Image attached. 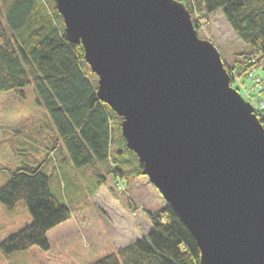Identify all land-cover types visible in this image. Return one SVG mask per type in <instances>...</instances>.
I'll list each match as a JSON object with an SVG mask.
<instances>
[{"label": "water", "instance_id": "obj_1", "mask_svg": "<svg viewBox=\"0 0 264 264\" xmlns=\"http://www.w3.org/2000/svg\"><path fill=\"white\" fill-rule=\"evenodd\" d=\"M200 264H264V126L176 0H53Z\"/></svg>", "mask_w": 264, "mask_h": 264}, {"label": "trees", "instance_id": "obj_2", "mask_svg": "<svg viewBox=\"0 0 264 264\" xmlns=\"http://www.w3.org/2000/svg\"><path fill=\"white\" fill-rule=\"evenodd\" d=\"M176 1L195 18L194 27L197 18L222 14L233 33L250 47L233 69L224 63L230 79L236 74L242 84L251 72L257 96L264 94V0ZM258 66L260 74L255 75ZM96 80L83 46L65 38L53 0H0V91H16L24 97V89L32 86L55 133L43 147L45 156L39 163L31 165L30 160L31 164L8 169L9 178L0 186V203L6 209L13 210L22 201L31 215L28 225L0 241L3 253L32 246L49 249L48 232L70 219L73 210L51 192L45 172L57 156L63 154L83 172L101 165L109 175L125 176L128 182L141 175L140 163L121 135V117L97 97ZM248 97L259 107L256 115L264 126V99ZM14 144L13 150L23 148L21 141ZM126 152L135 161H118ZM93 175L96 191L106 178ZM148 216L151 230L145 236L89 264H200L195 239L167 203Z\"/></svg>", "mask_w": 264, "mask_h": 264}, {"label": "rangeland", "instance_id": "obj_3", "mask_svg": "<svg viewBox=\"0 0 264 264\" xmlns=\"http://www.w3.org/2000/svg\"><path fill=\"white\" fill-rule=\"evenodd\" d=\"M197 19L198 37L212 42L224 63L233 69L242 52L250 49L249 45L233 33L221 13L212 14L208 20ZM191 20L195 18L191 16ZM254 74H260V66ZM232 77L231 81L240 83L239 76ZM239 83L235 88L252 107L250 94L256 100L264 99V94L257 96L252 79L243 78V83ZM24 94L22 97L16 91H0V186L9 178L8 169L31 164L30 160L31 165L39 163L45 156L43 147L55 136L34 88L26 87ZM16 141H21L22 149H12ZM63 156H57V162H49L45 172L50 178L51 192L73 210L70 219L48 232L49 249L32 246L9 254L0 250V264H89L145 236L151 230L148 214L166 206L142 174L128 182L125 176L109 175L106 166L88 167L83 172ZM124 159L135 161L130 152L118 161ZM95 173L106 178L96 191ZM30 222L31 215L22 201L13 210L0 203V241Z\"/></svg>", "mask_w": 264, "mask_h": 264}, {"label": "built area", "instance_id": "obj_4", "mask_svg": "<svg viewBox=\"0 0 264 264\" xmlns=\"http://www.w3.org/2000/svg\"><path fill=\"white\" fill-rule=\"evenodd\" d=\"M248 76L251 78V76H252L251 72L248 73ZM256 81H258V79H256ZM256 83H257V82H256ZM255 108H256L257 110H259L258 106H256V105H255Z\"/></svg>", "mask_w": 264, "mask_h": 264}]
</instances>
